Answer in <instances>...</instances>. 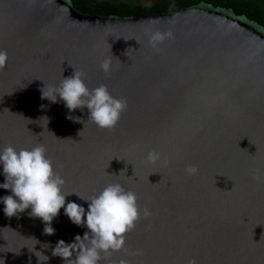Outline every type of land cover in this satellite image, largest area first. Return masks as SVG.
<instances>
[{
    "label": "water",
    "instance_id": "obj_1",
    "mask_svg": "<svg viewBox=\"0 0 264 264\" xmlns=\"http://www.w3.org/2000/svg\"><path fill=\"white\" fill-rule=\"evenodd\" d=\"M157 30L174 38L154 49L148 33ZM0 49L9 57L0 71V150L42 143L66 192L87 198L119 182L153 213L127 234L125 251L100 264H264L263 27L207 3L121 17L70 0H0ZM107 57L110 75L100 68ZM75 69L90 89L105 84L126 98L115 131L87 121V108L42 99L45 84ZM153 150L170 166L146 164ZM189 165L198 174L188 175ZM11 194L0 188V198ZM78 194L67 202L87 210ZM4 207L0 264H38L29 249L47 255L44 264H65L52 250L88 231L61 209L46 235L31 209L9 218Z\"/></svg>",
    "mask_w": 264,
    "mask_h": 264
},
{
    "label": "clouds",
    "instance_id": "obj_2",
    "mask_svg": "<svg viewBox=\"0 0 264 264\" xmlns=\"http://www.w3.org/2000/svg\"><path fill=\"white\" fill-rule=\"evenodd\" d=\"M148 36L149 44L154 49H158L166 38H174L171 31L162 33L159 30L148 33ZM8 59L7 51L0 49V71L4 70ZM100 68L106 75H110L112 58L102 59ZM58 98L70 111L87 108L90 113L87 121L108 131H115L128 108L126 98L114 97L107 85L100 84L90 89L86 83V73L77 69L73 75L63 77L58 85L45 84L42 88V99L56 103ZM68 118L73 119L72 116ZM75 119L83 123L79 118ZM145 163L168 167L171 161L153 150L148 153ZM0 166L5 176V183L0 184V188L12 193L0 198L7 217H19L31 209L29 215L44 222V233L53 235L55 229L51 226L52 222L61 209H64L65 215L74 224L88 229L83 236L77 235L72 243L59 241L52 250V255L62 258L65 264H100L102 260L109 261L114 253L126 250L127 234L135 229L137 223L153 215L146 206L141 208L134 191L119 182L109 183L87 198L78 193L66 192V181L56 170L55 162L48 157L47 149L42 143L30 149L19 150L9 144L0 150ZM185 171L188 175H196L199 169L195 165H189ZM252 178L257 181L262 179L258 171H254ZM72 194H78L88 201V209L85 210L75 202H67L66 198ZM148 230H151V225H148ZM38 243L40 242L37 240ZM46 245L48 244L44 243L42 247L48 248ZM29 250L38 258V264L49 260L43 252ZM136 254L142 253L138 251ZM120 264L127 262L121 260ZM188 264H196V260L191 259Z\"/></svg>",
    "mask_w": 264,
    "mask_h": 264
},
{
    "label": "trees",
    "instance_id": "obj_3",
    "mask_svg": "<svg viewBox=\"0 0 264 264\" xmlns=\"http://www.w3.org/2000/svg\"><path fill=\"white\" fill-rule=\"evenodd\" d=\"M80 11L88 14L142 16L152 13L175 12L185 7L207 3L216 8L232 10L264 28V0H158L151 3L106 0H70Z\"/></svg>",
    "mask_w": 264,
    "mask_h": 264
},
{
    "label": "rangeland",
    "instance_id": "obj_4",
    "mask_svg": "<svg viewBox=\"0 0 264 264\" xmlns=\"http://www.w3.org/2000/svg\"><path fill=\"white\" fill-rule=\"evenodd\" d=\"M109 2H118V1H126V2H133V3H151L158 0H106Z\"/></svg>",
    "mask_w": 264,
    "mask_h": 264
}]
</instances>
